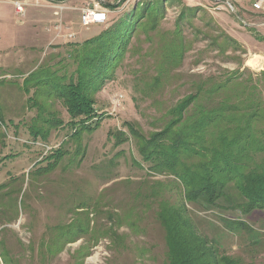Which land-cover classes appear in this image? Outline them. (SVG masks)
I'll use <instances>...</instances> for the list:
<instances>
[{"label": "rangeland", "instance_id": "374dc122", "mask_svg": "<svg viewBox=\"0 0 264 264\" xmlns=\"http://www.w3.org/2000/svg\"><path fill=\"white\" fill-rule=\"evenodd\" d=\"M137 1L126 0L109 9L107 21L83 27L84 7L98 3L107 7L122 0H29L24 16L17 13L14 0H0V264H6L1 250L11 264H170L167 230L154 214L162 202L191 211L196 226L227 253L264 264V209L248 214L223 199L220 208L185 201L179 178L149 167L134 134L146 137L159 131L163 122L154 103L163 107L176 103L197 76L225 75L244 67L246 76L262 72L264 41L256 35L264 36V11H253L249 0H231L234 9L217 0H174L156 29L139 31L135 53H128L115 79L96 95L98 118L90 120L86 130L83 122L70 124L59 99L46 98L43 103L45 89L39 91L25 81L39 66L57 69L67 64L74 69L71 42L96 34L98 27ZM55 4L69 8L62 17L68 31L75 33L73 38L56 36ZM185 6L200 8L194 18L187 11L181 19ZM178 22L185 52L170 63L164 53L172 46L168 42ZM228 36L239 41L240 48L234 43L221 47ZM258 54L262 64L254 67ZM159 81L157 91L145 88ZM144 89L148 94L143 98ZM39 104L48 105L40 119L53 121L38 120ZM36 123L50 134L48 139L30 133ZM117 132L128 139L110 135ZM60 149L59 163L47 175H39L55 165L44 157ZM137 191L141 195L134 200ZM151 199L154 204L147 208ZM79 204L85 211L77 209ZM237 219L255 227L252 237L248 239L247 230L240 236L232 231ZM78 225L86 231L77 234ZM64 233L76 240L60 244Z\"/></svg>", "mask_w": 264, "mask_h": 264}, {"label": "trees", "instance_id": "16d2710c", "mask_svg": "<svg viewBox=\"0 0 264 264\" xmlns=\"http://www.w3.org/2000/svg\"><path fill=\"white\" fill-rule=\"evenodd\" d=\"M125 1L107 7L117 9ZM173 4L174 0L137 1L105 27L100 25L96 34L80 43L71 42L69 57L77 63L74 69H69L67 64L57 69L52 65L39 66L29 73L25 80L27 85L35 86L39 91L45 89L43 103L46 98L59 99L68 110L70 124L83 122L84 129H88L90 120L98 118L96 95L115 79L117 68L123 64L128 53H135L134 41L139 31L143 33L149 28L156 29L165 19L167 5ZM199 8L185 6L179 14L180 18L184 19L188 14L194 18ZM174 32L168 42L172 46L164 53V58L170 63L185 52L179 27ZM256 39L264 41V36L257 34ZM232 43L240 48L239 41L230 36L220 46L229 47ZM246 69L248 67L233 69L225 75L197 76L191 81L187 95L176 103L165 107L154 103L161 111L158 120L163 122L159 131L146 137L134 133L140 155L150 162L149 167L161 172L167 170L177 176L185 201L194 202L202 208H220L223 199L231 207H241L248 214L254 209H264V70L246 76ZM160 84L159 81L157 85L149 84L145 88L157 91ZM147 94V89H144L142 97ZM39 106L38 120L43 123L52 120L40 119L48 111V105ZM60 122L55 121L54 124L59 125ZM41 130L36 123L31 126L30 133L48 139L50 134ZM114 134L121 137L125 133H110ZM124 136L122 141L128 139ZM61 150L52 151L44 157L55 165L43 169L39 175H47L53 170L59 163ZM136 195L134 200H138L141 194L137 191ZM149 204H154V201L151 199L146 204L147 208H151ZM79 205L77 209L85 211V205ZM134 209L133 203L132 214ZM158 209L159 212L154 214L167 230L170 264H250L244 256L227 253L220 243H214L206 236L196 226L191 211H180L179 205L169 206L165 202ZM77 227V234L86 231L83 226ZM231 229L239 236L247 230L248 239L256 231L243 219H237ZM64 234L66 237L58 241L60 244L65 240H76ZM1 251L6 264H11L5 250Z\"/></svg>", "mask_w": 264, "mask_h": 264}, {"label": "built area", "instance_id": "2783aa9c", "mask_svg": "<svg viewBox=\"0 0 264 264\" xmlns=\"http://www.w3.org/2000/svg\"><path fill=\"white\" fill-rule=\"evenodd\" d=\"M219 4H228L232 9L234 6L231 3V0H217ZM14 4L16 6V11L23 16L26 13V5L31 4L29 0H14ZM252 8L253 10H262L264 11V0H253L252 1ZM38 5V4H37ZM59 10L55 11V14L59 16L57 18V23L54 26L56 30V36H67L68 38H73L75 33L72 31H68L70 28L64 24V19L62 17V12L64 9H69L64 5L55 4ZM109 13V8L104 7L101 3L94 4V5H87L84 9L81 10V24L82 26H90L92 24H99L107 21L108 17L107 14ZM118 99H122V95L118 96Z\"/></svg>", "mask_w": 264, "mask_h": 264}, {"label": "bare ground", "instance_id": "6f19581e", "mask_svg": "<svg viewBox=\"0 0 264 264\" xmlns=\"http://www.w3.org/2000/svg\"><path fill=\"white\" fill-rule=\"evenodd\" d=\"M262 56L261 55H254L253 57V66L258 67L262 64Z\"/></svg>", "mask_w": 264, "mask_h": 264}, {"label": "crops", "instance_id": "0c3cea01", "mask_svg": "<svg viewBox=\"0 0 264 264\" xmlns=\"http://www.w3.org/2000/svg\"><path fill=\"white\" fill-rule=\"evenodd\" d=\"M249 1L252 3L253 0H249ZM252 10H253V9H252ZM253 11H254V10H253ZM256 11H262V10H256ZM258 40H259V39H258ZM260 41H262V40H260Z\"/></svg>", "mask_w": 264, "mask_h": 264}]
</instances>
